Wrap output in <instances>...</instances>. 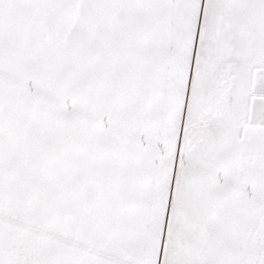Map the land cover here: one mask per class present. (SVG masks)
<instances>
[{"label":"snow or ice","instance_id":"obj_1","mask_svg":"<svg viewBox=\"0 0 264 264\" xmlns=\"http://www.w3.org/2000/svg\"><path fill=\"white\" fill-rule=\"evenodd\" d=\"M0 264H264V0H0Z\"/></svg>","mask_w":264,"mask_h":264}]
</instances>
